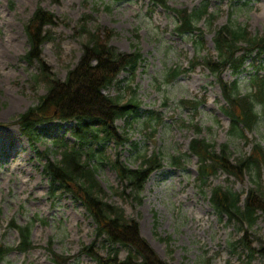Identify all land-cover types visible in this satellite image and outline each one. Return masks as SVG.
<instances>
[{
  "label": "rangeland",
  "instance_id": "374dc122",
  "mask_svg": "<svg viewBox=\"0 0 264 264\" xmlns=\"http://www.w3.org/2000/svg\"><path fill=\"white\" fill-rule=\"evenodd\" d=\"M166 3L163 7L150 0H0V246L14 248L3 264H56L53 253L67 258L68 264H96L83 252L92 244L101 256L110 253L108 243L97 239L96 225L85 206L72 194H63L62 189L52 194L49 177L44 173L47 158H61L55 142H75L72 131L76 124L57 120L48 123L34 145L17 122L18 116L47 92L45 83L35 79L39 65L23 58L30 49L26 25L38 7L56 16V23L45 27L49 38L42 45V57L62 80L80 61L87 40L81 30L84 25L92 31L98 27L112 30L110 44L122 52L139 49L143 55L136 76L122 73V82L107 91L110 95L121 93L126 100L136 93L141 109L138 120L128 124L125 119L118 120L121 134L130 142L120 147L109 143L106 156L116 159L120 155L124 163L137 168L141 165V160L135 158L138 150L159 153L164 168L151 175L139 203L123 193L125 187L107 160L97 172L106 200L138 221L142 235L170 264H264L261 257L251 261L241 245L234 250L232 244L239 242L245 232L238 223L218 215L209 200L210 184L231 188L245 197L253 186L250 174L240 180L220 171L210 178L203 192L198 182V159L189 150L194 138H205L217 148L230 142L232 158L236 159L250 153L255 140L264 144L263 105L257 106L262 112V131L249 133V143L231 138L230 122L220 110L225 99L217 75L203 64H197L194 70L190 66L195 59L202 62L205 57L217 55L215 32L231 18L247 26L253 35L263 36L264 0ZM204 4L209 5L216 19L212 25L205 18L198 24L204 39V47L199 48L193 40L201 33L191 36L176 32L175 9L192 11ZM262 65L264 59L262 62L256 56L247 62L240 77L244 93L251 86L247 81L250 73ZM174 69L181 74L167 83L165 78ZM260 76L264 77L263 69ZM222 77L227 82L236 79L231 69H226ZM195 101L201 102L197 108L193 106ZM149 119L150 126L146 124ZM173 156L181 157V165L172 164ZM262 180L264 183V167ZM13 220L22 226L32 225L31 250L16 249L20 236L9 225ZM248 235L255 247L264 245L263 218L248 228ZM127 254V249L120 248L121 258Z\"/></svg>",
  "mask_w": 264,
  "mask_h": 264
},
{
  "label": "trees",
  "instance_id": "16d2710c",
  "mask_svg": "<svg viewBox=\"0 0 264 264\" xmlns=\"http://www.w3.org/2000/svg\"><path fill=\"white\" fill-rule=\"evenodd\" d=\"M151 1L154 5L167 6L166 0ZM175 11L178 16L176 30L181 35L194 36L200 30V21L205 18L212 25L216 19L208 4L192 11ZM55 23L54 13L38 7L26 25L30 49L23 58L29 64L39 65L35 79L45 83L47 92L36 105L20 114L17 122L34 145L41 139L46 124L55 120L76 124L72 131L75 142H55L61 149V158H47L44 173L50 179L52 194L62 189L63 193H71L83 203L96 224L97 238H103L110 249L109 255L104 257L95 250V244H92L83 248L84 253L91 256L97 264H170L141 235L138 221L129 218L122 207L106 200L105 189L97 177L100 165L108 160L117 171L122 185L129 191V197L132 196L141 203L149 177L163 167V156L159 153L149 155L138 150L135 158L141 160V165L137 168L124 163L120 155L116 159L106 156V146L109 143L114 142L120 147L130 142L129 137L121 134L118 120L125 119L126 124L138 120L141 109L136 93L126 100L121 93L110 95L107 91L122 82V73H128V77L134 78L143 55L139 49L122 52L110 44L114 36L112 30L98 27L92 31L84 25L81 30L86 33L87 40L82 46V56L76 67L62 80L51 71L42 57V45L49 38L45 27ZM200 33L194 40L199 48H203L204 39L201 31ZM213 40L217 55L205 57L202 63L218 76L226 102L221 110L230 120V137L249 142L251 140L247 132L260 133L263 126L262 112L257 110V106L261 104L264 107V77L260 76L264 65L257 66L254 74L250 73L247 81L251 86L248 92L242 91L240 77L254 54L264 59V36L253 35L247 26L234 23L231 18L216 30ZM199 63L201 61L197 59L196 64ZM192 67H195V63H192ZM226 69H231L236 76L233 82H226L222 78ZM180 74L179 69L171 70L165 80L167 83L173 82ZM200 103L195 101L193 106L197 108ZM150 119L146 122L149 126ZM190 150L199 158L198 180L203 192L210 178L220 171L240 180L250 174L253 186L245 199L242 193L231 188L210 184V201L218 214L238 223L245 232L239 242L232 244L234 250L237 245H241L248 252L251 261L256 257L264 259V245L255 247L248 235V228L255 226L261 217L264 219L263 142L255 140L251 152L236 159L232 158L230 142L217 148L215 143L205 138H195ZM37 152L41 155L39 150ZM181 161L180 156L172 157L174 165H180ZM123 193L126 194L127 191ZM11 226L20 235V243L16 249L22 252L31 250L34 246L31 239L32 225L22 226L13 220ZM120 247L128 250L124 259L120 258ZM13 249L0 246V264L4 263ZM53 257L58 264H68V259L62 255L53 253Z\"/></svg>",
  "mask_w": 264,
  "mask_h": 264
}]
</instances>
